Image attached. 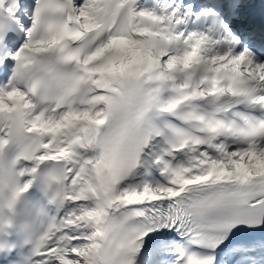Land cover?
<instances>
[{
  "label": "snow or ice",
  "instance_id": "snow-or-ice-1",
  "mask_svg": "<svg viewBox=\"0 0 264 264\" xmlns=\"http://www.w3.org/2000/svg\"><path fill=\"white\" fill-rule=\"evenodd\" d=\"M147 3L0 0V144L72 189L33 264H264V20Z\"/></svg>",
  "mask_w": 264,
  "mask_h": 264
},
{
  "label": "clouds",
  "instance_id": "clouds-1",
  "mask_svg": "<svg viewBox=\"0 0 264 264\" xmlns=\"http://www.w3.org/2000/svg\"><path fill=\"white\" fill-rule=\"evenodd\" d=\"M5 145L0 144V155L5 152ZM29 179L20 183L23 177ZM39 180L46 205L53 206L55 214L49 216L43 209H38L30 221L17 224V204L33 183ZM71 188H65L62 170L55 165L45 166L43 159L24 161L17 153L7 159H0V252L10 254L16 247L8 244L9 231L14 229L18 236H23L21 247H27V253L20 255L9 264H33L34 257L47 243L54 230L56 214L70 199Z\"/></svg>",
  "mask_w": 264,
  "mask_h": 264
},
{
  "label": "bare ground",
  "instance_id": "bare-ground-1",
  "mask_svg": "<svg viewBox=\"0 0 264 264\" xmlns=\"http://www.w3.org/2000/svg\"><path fill=\"white\" fill-rule=\"evenodd\" d=\"M139 10V9H138ZM154 175H155V173H154Z\"/></svg>",
  "mask_w": 264,
  "mask_h": 264
}]
</instances>
